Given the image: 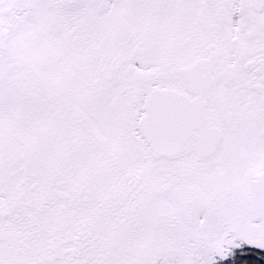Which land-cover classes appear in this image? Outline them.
I'll use <instances>...</instances> for the list:
<instances>
[{"label": "snow or ice", "instance_id": "obj_1", "mask_svg": "<svg viewBox=\"0 0 264 264\" xmlns=\"http://www.w3.org/2000/svg\"><path fill=\"white\" fill-rule=\"evenodd\" d=\"M0 264H264V0H0Z\"/></svg>", "mask_w": 264, "mask_h": 264}]
</instances>
